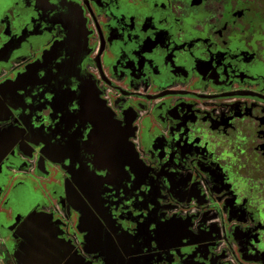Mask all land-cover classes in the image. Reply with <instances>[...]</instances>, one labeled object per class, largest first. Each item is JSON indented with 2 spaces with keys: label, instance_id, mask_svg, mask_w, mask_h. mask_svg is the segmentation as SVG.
<instances>
[{
  "label": "flooded vegetation",
  "instance_id": "flooded-vegetation-1",
  "mask_svg": "<svg viewBox=\"0 0 264 264\" xmlns=\"http://www.w3.org/2000/svg\"><path fill=\"white\" fill-rule=\"evenodd\" d=\"M0 264H264V0H0Z\"/></svg>",
  "mask_w": 264,
  "mask_h": 264
}]
</instances>
